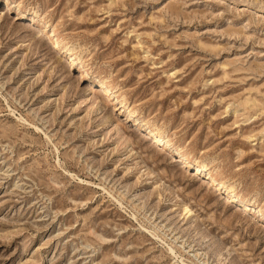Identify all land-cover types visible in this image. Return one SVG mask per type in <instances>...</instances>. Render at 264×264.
Instances as JSON below:
<instances>
[{
    "label": "rangeland",
    "instance_id": "obj_1",
    "mask_svg": "<svg viewBox=\"0 0 264 264\" xmlns=\"http://www.w3.org/2000/svg\"><path fill=\"white\" fill-rule=\"evenodd\" d=\"M263 220L264 0H0V264H264Z\"/></svg>",
    "mask_w": 264,
    "mask_h": 264
},
{
    "label": "bare ground",
    "instance_id": "obj_2",
    "mask_svg": "<svg viewBox=\"0 0 264 264\" xmlns=\"http://www.w3.org/2000/svg\"><path fill=\"white\" fill-rule=\"evenodd\" d=\"M146 137L149 138V140H152L153 143L157 144L158 146H164V145H169V142L165 140V138L163 137H160L156 134H148ZM145 137V138H146ZM147 139V138H146ZM147 141V140H146ZM152 143V142H151ZM175 152V151H174ZM177 155L180 157L182 163L184 166H186L187 168H191V167H194L189 161L187 158H184L180 153H177ZM190 170V169H189ZM191 171V170H190ZM193 172V171H192ZM194 173L199 176V177H202L206 183L215 189V191H221V194H222V191H224V194H222L223 196H225V198L227 199V201L229 203H239L241 204V206L244 208V212H249L250 211V207L248 205H245L243 202H241V200H239L235 195H233L232 193L224 190V187H222L220 184H218L215 179L212 177L211 173H209L208 169L207 168H199V167H194ZM193 173V174H194ZM220 194V192H219ZM186 211V214L189 215L192 213L191 210H189L188 208L185 209ZM252 211V210H251ZM254 213H257L254 212ZM259 213V212H258ZM264 221V220H263Z\"/></svg>",
    "mask_w": 264,
    "mask_h": 264
}]
</instances>
